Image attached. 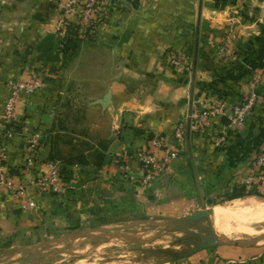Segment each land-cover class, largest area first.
I'll return each mask as SVG.
<instances>
[{"label": "crops", "instance_id": "0c3cea01", "mask_svg": "<svg viewBox=\"0 0 264 264\" xmlns=\"http://www.w3.org/2000/svg\"><path fill=\"white\" fill-rule=\"evenodd\" d=\"M58 1L0 0V106L5 82L49 78L44 90L19 105L5 165L25 182L26 142L38 132L35 173L52 157L64 178L75 175L83 186L63 196L30 188L35 204L28 210L0 191V251L34 246L82 226L177 218L243 188L248 161L264 143V78L241 129L215 118L204 132L187 133L178 144L172 130L199 102L230 105L254 73L264 74V0L117 2L121 6L112 5L93 39L80 41L65 63L54 32ZM229 31L235 34L229 47L239 56L234 62L217 53ZM169 53L185 55L188 70L168 67ZM152 135L176 149L178 158L150 186L135 184L140 176L135 161L133 181L120 179L112 160L130 156ZM219 137L223 141L216 144ZM200 225L204 235L206 223ZM243 236L254 237L219 239ZM172 264H264V246L210 248Z\"/></svg>", "mask_w": 264, "mask_h": 264}, {"label": "built area", "instance_id": "2783aa9c", "mask_svg": "<svg viewBox=\"0 0 264 264\" xmlns=\"http://www.w3.org/2000/svg\"><path fill=\"white\" fill-rule=\"evenodd\" d=\"M121 1L133 3L137 0H59L56 4L57 19L54 32L62 40L67 35L70 24L77 17V24L81 31L79 37L82 39L83 32L94 23L97 17L101 16L100 12L103 8ZM234 38L233 32L226 33L217 50L218 55H225L232 62L238 57L236 51L229 47V43ZM166 61L176 71L188 70L189 60L185 55L169 53ZM263 78V73H254L242 97L230 105L220 100L199 102L187 116L174 124L172 130L174 142L181 143L187 133L197 135L204 132L215 118H226L227 127L241 129L246 117L256 104L255 88L262 83ZM46 87L45 77L40 76L22 77L4 83L7 95L0 106V191L6 193L23 210H28L35 204L28 196L30 188H35L40 194L52 193L63 196L73 191L78 185L83 186L75 175L64 178L58 161H46L43 170L35 173V155L41 141L38 132L28 138L25 146L22 171L27 174V180L17 181L6 168V140L13 135L12 124L19 105L23 99L41 92ZM222 141L223 137H219L216 144ZM177 158L176 149L159 135H152L146 145L135 149L130 156H118L111 163L120 179L133 181L130 175L132 171L130 163L135 161L140 176L134 182L138 187H147L154 181L156 174L167 171ZM240 184L249 191L256 190L264 194V143L248 161Z\"/></svg>", "mask_w": 264, "mask_h": 264}, {"label": "rangeland", "instance_id": "374dc122", "mask_svg": "<svg viewBox=\"0 0 264 264\" xmlns=\"http://www.w3.org/2000/svg\"><path fill=\"white\" fill-rule=\"evenodd\" d=\"M168 67L170 66L168 65ZM241 198L264 200V197H254L253 195ZM228 201L230 200L226 198L214 200L207 207L212 209ZM188 215L190 214L182 216ZM252 217L253 215L247 216V218ZM254 218H257V215H254ZM166 220L169 219L156 217L152 221L135 222L136 220H132L126 225L120 224L102 228L112 233L134 237L137 240L144 241L143 243L126 242L106 234L93 232H89L85 237L71 242L66 238L67 236L83 230H92L96 227L82 226L76 229H68L46 238V241L37 247H23H29L30 250L28 251H0V264H172L192 249L190 241L199 242V239L181 230L158 233L159 227L155 223ZM200 224L188 228L187 231L201 233L204 227ZM253 226L257 232L264 231V220L255 222ZM251 238L253 237L243 236L240 240ZM254 245L264 246V242L260 241ZM219 247L222 248L223 246L213 248L217 249Z\"/></svg>", "mask_w": 264, "mask_h": 264}, {"label": "water", "instance_id": "95a60500", "mask_svg": "<svg viewBox=\"0 0 264 264\" xmlns=\"http://www.w3.org/2000/svg\"><path fill=\"white\" fill-rule=\"evenodd\" d=\"M211 214H212V209L203 205L199 211L193 214H190L188 216L172 218V219H169V220H166L160 223H155V224L159 227L158 233L160 232L165 233V232H169L172 230H181L199 239V242L190 241V243L192 244V249H190L186 254H184L182 256L183 258L190 256L192 254H195L197 252H200L202 250L210 249V248L217 247V246H251L260 241L264 242V235L256 236V237H253L247 240H232V241H227V242L221 241L216 236L214 229L212 227V224L210 221ZM202 222L206 223L204 235L200 233H191L187 231L188 228H191L194 225L202 223ZM89 232L106 234L112 238L122 239L126 242H132V243H143L144 242V241L137 240L134 237L112 233L102 228H95L92 230H83L76 234L69 235L66 238L72 242L75 239L85 237L86 234H88ZM42 243L34 245L33 247H37L41 245ZM15 250L23 252V251L30 250V248L29 247L17 248Z\"/></svg>", "mask_w": 264, "mask_h": 264}, {"label": "bare ground", "instance_id": "6f19581e", "mask_svg": "<svg viewBox=\"0 0 264 264\" xmlns=\"http://www.w3.org/2000/svg\"><path fill=\"white\" fill-rule=\"evenodd\" d=\"M248 215L249 217L257 215V218H247ZM262 220H264V200L256 201L251 198L228 202L222 208L214 209L211 215L212 226L221 239H230L242 234L264 235V231L257 232L251 227L252 223Z\"/></svg>", "mask_w": 264, "mask_h": 264}, {"label": "trees", "instance_id": "16d2710c", "mask_svg": "<svg viewBox=\"0 0 264 264\" xmlns=\"http://www.w3.org/2000/svg\"><path fill=\"white\" fill-rule=\"evenodd\" d=\"M116 5V7H120V3H111L109 6H106L101 10V16L97 17L94 23L89 26L83 33V38L81 39L79 35L81 34V31L79 29V26L77 24V17H75L74 22H72L68 28L67 35L60 40V51L63 55V62L65 63L66 60L72 55L73 51L75 50L77 44L82 41H91L93 39V35L98 30L101 23H104V15L111 12L110 9H112V5ZM102 17V18H101ZM240 55V54H239ZM239 57V56H238ZM46 82L49 81L48 77H45ZM57 159L50 157L47 161H56ZM247 195H253L256 197H264V194H260L258 191H247L243 188L234 189L231 194L226 196V199L233 200L238 199Z\"/></svg>", "mask_w": 264, "mask_h": 264}]
</instances>
